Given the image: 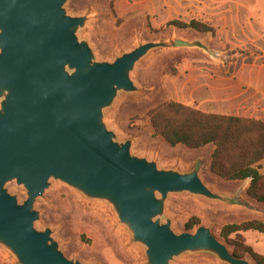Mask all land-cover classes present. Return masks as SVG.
<instances>
[{
  "label": "water",
  "instance_id": "95a60500",
  "mask_svg": "<svg viewBox=\"0 0 264 264\" xmlns=\"http://www.w3.org/2000/svg\"><path fill=\"white\" fill-rule=\"evenodd\" d=\"M67 1L0 0V247L17 264H81L63 255L49 229L34 226L35 204L56 181L108 203L131 241L144 248L146 264L195 253L251 264L204 226L176 234L168 220L161 223L169 195L225 200L196 170L159 169L132 155L131 142H117L103 122V111L119 93L137 91L135 66L169 46L149 42L111 63L97 62L77 37L87 18L69 16ZM173 46L190 47L178 40ZM10 183L24 190L22 202L8 192Z\"/></svg>",
  "mask_w": 264,
  "mask_h": 264
},
{
  "label": "rangeland",
  "instance_id": "374dc122",
  "mask_svg": "<svg viewBox=\"0 0 264 264\" xmlns=\"http://www.w3.org/2000/svg\"><path fill=\"white\" fill-rule=\"evenodd\" d=\"M200 1L206 11L202 18L189 14L185 17L186 21L197 18L198 22L211 25L203 18L209 19L210 10L239 6L258 10V24L264 29V0ZM64 8L71 17L87 18L77 37L89 45L97 62L111 63L122 54L149 42H162L169 46L151 51L135 66L131 80L137 91L119 93L113 104L103 111V122L113 132L117 142H131L132 155L155 162L159 169L198 172L208 189L225 201H209L186 193L169 195L161 223L168 220L176 234L193 233L197 227L204 226L231 252V247L220 237L223 226L251 220L264 223V204L247 194L250 180L227 181L220 178L210 169L214 151L212 145L200 149L182 145L171 147L155 134L149 119L151 111L165 103L192 108V99L196 96L209 101L210 87L201 79L195 80L200 73L193 72V67L201 58L207 59L205 61L217 58V52H226L229 45L219 44V36L213 27V33L206 34L168 26L171 21H184L163 19L167 11L163 0H68ZM239 15L243 17L242 13ZM228 18L231 19L230 14ZM176 40L186 42L190 47L175 48L173 42ZM254 137L253 134L244 136L245 139ZM251 143L250 140L248 144ZM239 153V148H230L222 163L226 167L231 166ZM257 164L262 176L259 193L264 195V160ZM7 190L19 202L26 197L24 190L14 183L8 184ZM35 210L39 214L35 229H49L52 239L68 260L81 264H146L144 248L131 241L130 232L118 222L112 207L106 202L87 199L68 186L51 181L43 196L37 200ZM191 218H197L199 225L186 231L184 226ZM242 237L254 252L264 256V235L247 232ZM244 259L254 264L249 257ZM0 264H17L2 247ZM170 264L224 263L211 254L195 253L184 254Z\"/></svg>",
  "mask_w": 264,
  "mask_h": 264
},
{
  "label": "trees",
  "instance_id": "16d2710c",
  "mask_svg": "<svg viewBox=\"0 0 264 264\" xmlns=\"http://www.w3.org/2000/svg\"><path fill=\"white\" fill-rule=\"evenodd\" d=\"M168 26L178 29H191L198 33H213V28L192 20L189 23L171 21ZM151 126L169 146H185L200 149L212 145L210 169L227 181L250 180L248 196L264 204V195L259 193L262 176L258 172L259 163L264 160V123L254 120L205 114L190 107L176 103H165L156 107L149 115ZM247 134L254 138H244ZM254 141H253V140ZM251 144H248L249 141ZM230 148L240 150L231 166L222 163L223 156ZM248 149V150H247ZM199 225L197 218H191L184 226L191 231ZM254 232L264 235V223L257 220L241 224H228L222 227L220 237L231 247L237 258L249 257L254 264H264V256L254 252L242 237L244 233Z\"/></svg>",
  "mask_w": 264,
  "mask_h": 264
},
{
  "label": "crops",
  "instance_id": "0c3cea01",
  "mask_svg": "<svg viewBox=\"0 0 264 264\" xmlns=\"http://www.w3.org/2000/svg\"><path fill=\"white\" fill-rule=\"evenodd\" d=\"M163 5L167 8L163 19L177 18L184 23L199 21H186L187 15L202 18L206 12L200 0H163ZM231 7L210 10L209 19L203 17L211 23L206 25L216 29L219 44L229 46L226 52H217V58H201L194 65L193 72L200 73L195 80L201 79L210 87V97L209 101L194 97L192 108L205 114L264 123V29L258 24V10ZM240 55L247 58H236Z\"/></svg>",
  "mask_w": 264,
  "mask_h": 264
}]
</instances>
